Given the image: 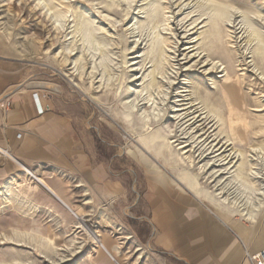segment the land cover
Returning <instances> with one entry per match:
<instances>
[{
	"label": "rangeland",
	"instance_id": "obj_1",
	"mask_svg": "<svg viewBox=\"0 0 264 264\" xmlns=\"http://www.w3.org/2000/svg\"><path fill=\"white\" fill-rule=\"evenodd\" d=\"M2 73L5 90H38L44 112L52 103L70 118L91 170L103 166L125 194L105 207L95 198L84 220L59 214L22 168L5 175L0 153V264H116L92 235L119 264H145L155 228L138 207L143 159L204 188L198 164L219 172L214 183L242 166L264 191V0H0ZM256 211L253 243L264 199Z\"/></svg>",
	"mask_w": 264,
	"mask_h": 264
},
{
	"label": "crops",
	"instance_id": "obj_2",
	"mask_svg": "<svg viewBox=\"0 0 264 264\" xmlns=\"http://www.w3.org/2000/svg\"><path fill=\"white\" fill-rule=\"evenodd\" d=\"M34 92L42 106L49 104L38 90H5V76L0 74V98L7 95L10 100L7 109L0 106V150L4 153L5 175L19 171L21 166L30 169L44 180L49 189L45 190L46 198L53 210L63 214L62 206L83 220L95 198L103 207L107 199L122 200L125 189L120 183L107 180L103 166L91 170L89 157L80 143L83 133L77 137L70 118L59 114L52 103L50 111L39 114L32 97ZM141 163L151 170L141 183L138 207L140 215L155 228V233L146 237L150 239L151 253L145 264H249L245 250L254 253L264 248V240L253 243L255 230L248 220L214 195V181H209V177L217 170H204L209 174L204 178L210 183L209 188L174 174L183 185L180 186L171 177L160 174L159 167L147 159ZM200 165L204 164H198L196 169L204 173L199 171ZM214 199L242 219L223 213Z\"/></svg>",
	"mask_w": 264,
	"mask_h": 264
},
{
	"label": "bare ground",
	"instance_id": "obj_3",
	"mask_svg": "<svg viewBox=\"0 0 264 264\" xmlns=\"http://www.w3.org/2000/svg\"><path fill=\"white\" fill-rule=\"evenodd\" d=\"M38 1L41 2V0H38ZM41 4H42V9H46L47 11L50 10L49 8H47V6L45 4H43V3H41ZM66 13L67 12L59 13V14H55V15L51 16L54 25H57V26L61 25L64 17H66L65 16ZM242 20H243L242 22L245 25L251 27L249 19H247L246 17H243ZM83 31H85V30H83ZM76 32L77 33L82 32V25L80 23H77V25H76ZM80 35H81L80 39H81L82 43L86 46V48L91 49V46H93L94 43L89 41L88 34L84 32L83 34H80ZM58 54L53 55V58L56 59ZM74 67H75V65H74ZM131 104L134 105L133 101L131 102ZM147 118H148L147 115H145V113H144L143 119L146 120ZM0 153H2L4 155L3 151H1V150H0ZM238 157H239V155H237V158ZM187 160L189 163H191V158L187 157ZM206 166H207V164L200 165L198 168L199 171L204 172ZM21 168H22V171L26 175H28L29 177H31L35 180V185L37 187H41L42 189L46 190V192H49V189L47 188L44 180L41 177H37L31 170H29L28 168H26L24 166H21ZM241 172H242V166H238L233 171L229 172V174H228L229 176L226 179L219 180V181L215 182L214 186H213L214 187L213 193L222 202L229 205L231 208L236 209L239 212V214L245 220L253 221L255 218V215H256L255 212H257L256 210L260 207V205L262 204V201L264 199V191L262 190L261 187L256 189L255 187L251 186L245 180V178L241 175ZM218 173H219L218 171L212 172V177H209V181H213L214 177ZM222 181H223V185L217 189L216 187L219 186ZM49 194H51V193H49ZM225 207H226V205H225ZM75 217L78 218L77 215ZM92 236L94 238V242L98 245V247L100 249H102L111 260L114 261L111 253L109 251H107L106 248L104 247V243L101 240H99L97 238V236L96 237L94 235H92Z\"/></svg>",
	"mask_w": 264,
	"mask_h": 264
},
{
	"label": "built area",
	"instance_id": "obj_4",
	"mask_svg": "<svg viewBox=\"0 0 264 264\" xmlns=\"http://www.w3.org/2000/svg\"><path fill=\"white\" fill-rule=\"evenodd\" d=\"M35 106L37 108V112L39 114L43 113L44 111L47 110V106H42L40 104L38 95L36 92L32 94ZM0 106L2 109H7L10 106V100L8 96L6 95L3 98H0ZM245 259L249 264H264V248L260 251L254 252V253H249L248 251L245 250Z\"/></svg>",
	"mask_w": 264,
	"mask_h": 264
}]
</instances>
